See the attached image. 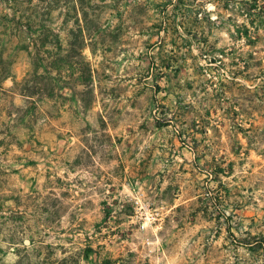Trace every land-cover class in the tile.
Returning <instances> with one entry per match:
<instances>
[{"label":"rangeland","instance_id":"374dc122","mask_svg":"<svg viewBox=\"0 0 264 264\" xmlns=\"http://www.w3.org/2000/svg\"><path fill=\"white\" fill-rule=\"evenodd\" d=\"M105 257L264 264V0H0V264Z\"/></svg>","mask_w":264,"mask_h":264},{"label":"crops","instance_id":"0c3cea01","mask_svg":"<svg viewBox=\"0 0 264 264\" xmlns=\"http://www.w3.org/2000/svg\"><path fill=\"white\" fill-rule=\"evenodd\" d=\"M194 155H195V153H194ZM190 159V160H189ZM188 160H186L185 158H182V160H184L182 163H180L179 164V166L180 167H182V169L179 171V173L178 174H182L183 173V171L185 170V168H186V166H191V165H193V163H194V160L193 159H191V158H189ZM217 160H213L212 159V161H211V163H210V166L212 167V168H216L217 167V163H218V158H216ZM224 159V158H223ZM190 161V162H189ZM214 162V163H213ZM224 166H225V162L224 163H222V165H220V169H222V172H223V176H222V181H223V183H224V179H225V175H224V172H225V168H224ZM166 169H168V168H164L162 171L163 172H165L166 171ZM167 171H169V170H167ZM161 179H163V180H165L166 179V176H165V174L163 175V178H161ZM160 179V180H161ZM163 184V183H162ZM163 186V185H162ZM162 186H160V188H159V192H162V190H163V188H164V186L162 187ZM155 188H157V186H155ZM165 200H166V198H164V199H161V201H163V202H165ZM189 199H186V200H183V202H181L180 203V205H183V203H185L186 201H188ZM162 206H164V205H162ZM169 206L170 205H167L166 206V209L168 208V210H169ZM177 205H172L171 206V209H173L174 207H176Z\"/></svg>","mask_w":264,"mask_h":264},{"label":"trees","instance_id":"16d2710c","mask_svg":"<svg viewBox=\"0 0 264 264\" xmlns=\"http://www.w3.org/2000/svg\"><path fill=\"white\" fill-rule=\"evenodd\" d=\"M89 251H94V250H91L90 248L83 249V251H82L83 252V256L88 258L89 257ZM129 255H132V254H128V256ZM117 260L112 258V257H105V258L102 259L101 263L102 264H115L117 262Z\"/></svg>","mask_w":264,"mask_h":264}]
</instances>
